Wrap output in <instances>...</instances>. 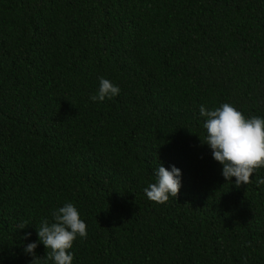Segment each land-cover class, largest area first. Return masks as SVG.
Segmentation results:
<instances>
[{"label": "trees", "instance_id": "trees-1", "mask_svg": "<svg viewBox=\"0 0 264 264\" xmlns=\"http://www.w3.org/2000/svg\"><path fill=\"white\" fill-rule=\"evenodd\" d=\"M225 103L264 118V0H0V264H53L36 227L69 202L72 264H264V168L236 188L201 143Z\"/></svg>", "mask_w": 264, "mask_h": 264}, {"label": "clouds", "instance_id": "clouds-1", "mask_svg": "<svg viewBox=\"0 0 264 264\" xmlns=\"http://www.w3.org/2000/svg\"><path fill=\"white\" fill-rule=\"evenodd\" d=\"M120 92L104 77L99 78V89L96 95L90 97L93 102H103L111 99ZM200 116L205 118L203 127L207 135L202 145L211 149L213 159L222 166V176L229 182L235 178V187L240 188L251 183V176L264 168V118L244 115L232 105L225 103L219 108L208 110L201 105ZM156 182L144 189L147 198L155 203L163 204L169 197H177L181 188V172L175 166L171 171L159 165L155 171ZM264 185V178L257 179V186ZM52 222L42 220L36 227L39 242L47 250L46 260L53 264H72L73 254L70 249L79 236L87 238V226L80 219V214L73 203H65L51 213ZM20 229L26 228L25 223L19 224ZM30 233L24 238L27 239ZM37 243H29L25 252L35 258Z\"/></svg>", "mask_w": 264, "mask_h": 264}]
</instances>
